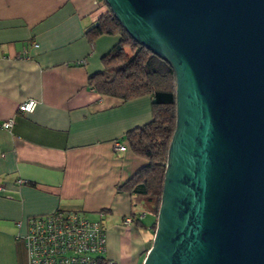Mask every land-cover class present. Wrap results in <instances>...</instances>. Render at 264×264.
Returning <instances> with one entry per match:
<instances>
[{"label":"crops","instance_id":"obj_1","mask_svg":"<svg viewBox=\"0 0 264 264\" xmlns=\"http://www.w3.org/2000/svg\"><path fill=\"white\" fill-rule=\"evenodd\" d=\"M98 1L0 0V125L14 122L0 127V264H28L29 218L56 211L104 212L114 264H142L152 245L154 218L117 189L146 165L125 134L150 122L152 99L125 102L88 87L118 42L86 38L107 12ZM30 100L34 111L18 112ZM131 210L146 228L125 224Z\"/></svg>","mask_w":264,"mask_h":264},{"label":"water","instance_id":"obj_2","mask_svg":"<svg viewBox=\"0 0 264 264\" xmlns=\"http://www.w3.org/2000/svg\"><path fill=\"white\" fill-rule=\"evenodd\" d=\"M176 81L142 264H264V0H103Z\"/></svg>","mask_w":264,"mask_h":264},{"label":"trees","instance_id":"obj_3","mask_svg":"<svg viewBox=\"0 0 264 264\" xmlns=\"http://www.w3.org/2000/svg\"><path fill=\"white\" fill-rule=\"evenodd\" d=\"M98 2L107 7L103 0ZM85 35L89 42L100 36L118 37L116 45L102 58L103 70L88 77L90 89L101 96L125 102L143 96L152 99L150 122L125 134L130 150L145 160L146 165L117 189L132 196L133 208L140 207L154 218L150 228L154 234L167 153L176 122L174 72L166 62L134 42L108 7ZM139 216L136 218V213L131 210L132 223L144 229L146 226Z\"/></svg>","mask_w":264,"mask_h":264},{"label":"built area","instance_id":"obj_4","mask_svg":"<svg viewBox=\"0 0 264 264\" xmlns=\"http://www.w3.org/2000/svg\"><path fill=\"white\" fill-rule=\"evenodd\" d=\"M35 107L36 102L30 100L19 105L18 112L29 114ZM13 124V119H9L0 127L7 130ZM114 147L118 152L126 150L118 143ZM131 223V218L126 219V225ZM21 239L28 264H114L105 256L107 235L102 220L90 219L81 211H56L31 217L27 222V233Z\"/></svg>","mask_w":264,"mask_h":264},{"label":"rangeland","instance_id":"obj_5","mask_svg":"<svg viewBox=\"0 0 264 264\" xmlns=\"http://www.w3.org/2000/svg\"><path fill=\"white\" fill-rule=\"evenodd\" d=\"M126 52H128V51L126 50ZM87 216H88L90 219H93V220H94V219L99 220V221L102 220L101 218H96V217H94V216H92V215H89V214H88ZM153 235H154V234H153ZM150 236H151L150 239L153 240L152 234H151ZM145 252H146V250H145V251L143 252V254H142L144 258H145ZM144 258H143V259H144ZM139 264H140V263H139Z\"/></svg>","mask_w":264,"mask_h":264}]
</instances>
